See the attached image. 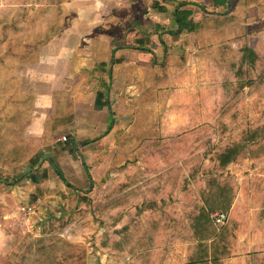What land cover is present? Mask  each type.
I'll return each mask as SVG.
<instances>
[{
    "label": "crops",
    "instance_id": "obj_1",
    "mask_svg": "<svg viewBox=\"0 0 264 264\" xmlns=\"http://www.w3.org/2000/svg\"><path fill=\"white\" fill-rule=\"evenodd\" d=\"M37 8L30 17L45 25L42 41L12 35L21 31L13 25L9 60L0 61V170L24 169L19 178L31 172L32 183L51 191L93 187L99 171L111 185L112 170L120 175L135 160L142 169L163 87L193 66L227 76L243 44L256 50L264 43V0H56L40 15ZM178 11L194 29L179 28ZM4 25L0 45L8 37ZM3 181L0 214L14 203ZM6 225L0 219V264L12 247Z\"/></svg>",
    "mask_w": 264,
    "mask_h": 264
},
{
    "label": "rangeland",
    "instance_id": "obj_2",
    "mask_svg": "<svg viewBox=\"0 0 264 264\" xmlns=\"http://www.w3.org/2000/svg\"><path fill=\"white\" fill-rule=\"evenodd\" d=\"M21 1L0 0V22L5 23L4 28L8 29L6 33L8 37L5 36L0 45V61L10 54V50L6 51L8 50L6 48L10 47L9 31L13 25L21 31L18 33L12 31V35H19L27 42H33L35 39L42 41L41 30L45 25L32 24L30 14L35 15L32 4H28L32 13L21 15L23 7L20 10L16 9ZM36 3L38 2H34L35 6L38 5ZM1 37L2 35L0 39ZM190 69L191 72L189 70L182 72L179 78L163 87V90H166L156 99L158 104L156 109L161 112L157 114L154 122L156 127L158 121V131L147 135L145 142L149 146L142 149L148 150L142 170H153L154 159H168L175 143L179 141L178 144L182 142V145H185L187 141L180 140L184 139L185 135L189 141L195 139L207 123L217 130L220 128V125L215 123L218 116L215 115L210 121L209 117L217 110L216 104L221 94L226 91V87L234 83V70L228 69L227 76L224 73L218 76V71L212 66H193ZM221 77L224 80L227 78L228 81L221 82ZM260 93L247 95L239 105V117L237 119L229 117L223 121L227 131L218 132L205 142L219 148L233 141L243 143L242 136L245 131L264 125V87ZM151 101L153 102V99L149 96L145 100L147 104ZM234 112H231V115ZM145 117L146 119L150 117L149 110ZM200 150V156L195 159ZM217 154L218 150L208 152L199 145L189 155V158L194 160L190 171L200 165L213 170L218 166V161L215 160ZM136 162L130 164L132 168L128 165L124 170L118 169L120 175H116L115 170H112L108 177L111 185H106L104 177L102 178L100 171L98 173L96 170L97 173L92 172V175L100 180H95V186L92 187L90 183L77 189L74 187L61 189L55 186L53 192L43 181L39 184L32 183L31 172L19 178L24 169L14 173L0 170V179L7 182L4 190L8 192L11 204L14 202L11 209L0 214V219L9 224L5 226L3 232L11 236V241L7 244L12 247L5 264H10L9 256L24 252V239L27 236L43 238L48 244H56L53 253L58 261L64 259L61 264H134L133 258L127 255L126 250L122 253L112 250L111 243L121 242L123 247L128 246L133 235L121 230L125 226L132 227L146 220V213H141L140 216L136 213V207L140 206L142 201L131 203V206L123 209L120 214L108 218L105 224H100L102 215L98 214L95 217L92 212L99 200L125 181L127 175H123V171L140 169ZM92 165L100 169L99 165L94 166V162ZM202 174L203 172L198 174L199 179ZM219 174L217 176H221ZM222 176V180H226L231 189V204L225 213L226 223L221 227L214 226L219 230L236 222L238 229L233 230L236 232L235 237L229 239V243H233L231 253L221 256L219 263L254 264L258 259V262L264 264V147L248 145L246 157L230 164ZM210 178L205 179L204 187ZM174 198L176 199L169 203L166 212L167 217L173 218L172 226L163 245L157 250L155 264H184L186 261V250L190 245L188 237L191 234L189 223L198 208L194 201L199 198L198 186L181 189ZM18 224L21 226L18 227Z\"/></svg>",
    "mask_w": 264,
    "mask_h": 264
},
{
    "label": "trees",
    "instance_id": "obj_3",
    "mask_svg": "<svg viewBox=\"0 0 264 264\" xmlns=\"http://www.w3.org/2000/svg\"><path fill=\"white\" fill-rule=\"evenodd\" d=\"M35 1L38 2L36 3L38 4L36 5L37 14L40 15L42 11L47 10L45 6L54 4L56 0H22L17 10L23 7V15L27 14L29 9L26 5L32 4L33 9L36 7ZM218 1L220 0H215V3ZM221 1L227 2L228 0ZM177 17L179 28L194 29V26L185 24L179 11ZM34 20L36 21L37 18L35 17ZM231 69L234 70V83L226 87V91L221 94L216 104L217 110L209 117L210 121L217 115L215 123H218L220 128L217 130L207 123L195 139L189 141L185 135L186 139L181 138L180 140L187 141L186 144L182 145V142L178 144L179 141L175 143L168 159H154L151 171L136 169L132 174L127 175L125 181L114 191L99 200L93 209L92 214L95 217L98 214L102 215L100 224H105L108 218L120 214L123 209L129 208L131 203L142 201L141 205L136 207V213L138 215L146 213V220L132 227L125 226L121 230V232L125 231L133 235L128 246L123 247L121 242L111 243L112 250H117L119 253L126 250L127 255L133 258L134 264H155L154 257L159 247L163 245L173 222L172 217L166 216L169 203L176 199L174 197L179 190L195 185L198 186L199 198L194 201L198 204V208L189 223L191 234L188 241L190 245L186 250L184 264H220V257L231 253L233 249V243H229V239L235 237L236 232L233 230L238 229V224L231 222L233 225L230 227L233 229L230 230L227 225L218 230L213 224L211 215L216 211L227 213L231 204V189L226 180H222V174L230 164L246 157L248 145L264 147V125L245 131L242 136L243 143L233 141L219 148L205 141L212 139L218 132H226L227 126L223 124V121L229 117L237 119L239 105L246 96L256 92L260 93L264 87V43L256 50L243 44L239 50L238 60ZM260 95L263 94L260 93ZM101 99L102 95L98 94L95 102L96 108L101 107ZM233 111L235 112L231 115ZM199 145L206 148L208 152L218 150L215 157L218 166L213 170L200 165L190 171L194 160L189 158V155ZM200 153L201 150L195 159L200 156ZM130 163L132 162H127L120 169H126ZM54 169L61 181L71 187L56 166ZM200 172L203 174L199 179ZM207 177L211 178L204 187L203 183ZM34 180L33 178L32 181ZM55 246L54 243H46L43 238L27 236L24 239V252L9 256V262L10 264H61L64 259L58 261L59 259L53 253ZM255 261L257 262L254 264H261L258 259Z\"/></svg>",
    "mask_w": 264,
    "mask_h": 264
},
{
    "label": "built area",
    "instance_id": "obj_4",
    "mask_svg": "<svg viewBox=\"0 0 264 264\" xmlns=\"http://www.w3.org/2000/svg\"><path fill=\"white\" fill-rule=\"evenodd\" d=\"M62 141L65 142L66 138L62 137ZM211 219L216 227H221L226 223L227 215L223 212H215L211 215Z\"/></svg>",
    "mask_w": 264,
    "mask_h": 264
},
{
    "label": "water",
    "instance_id": "obj_5",
    "mask_svg": "<svg viewBox=\"0 0 264 264\" xmlns=\"http://www.w3.org/2000/svg\"><path fill=\"white\" fill-rule=\"evenodd\" d=\"M27 171H31V168H27ZM0 182H4L3 180H0Z\"/></svg>",
    "mask_w": 264,
    "mask_h": 264
}]
</instances>
